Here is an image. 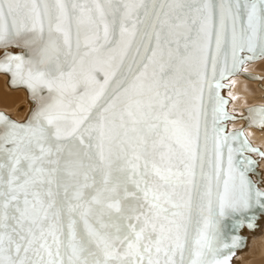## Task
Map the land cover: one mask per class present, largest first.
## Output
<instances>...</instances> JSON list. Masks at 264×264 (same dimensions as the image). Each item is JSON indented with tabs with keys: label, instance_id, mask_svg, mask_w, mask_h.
Returning <instances> with one entry per match:
<instances>
[{
	"label": "snow or ice",
	"instance_id": "snow-or-ice-1",
	"mask_svg": "<svg viewBox=\"0 0 264 264\" xmlns=\"http://www.w3.org/2000/svg\"><path fill=\"white\" fill-rule=\"evenodd\" d=\"M260 58L264 0H0V264H229L264 152L221 90Z\"/></svg>",
	"mask_w": 264,
	"mask_h": 264
},
{
	"label": "water",
	"instance_id": "water-1",
	"mask_svg": "<svg viewBox=\"0 0 264 264\" xmlns=\"http://www.w3.org/2000/svg\"><path fill=\"white\" fill-rule=\"evenodd\" d=\"M14 51H19L14 50ZM246 55V53L244 54ZM256 60L259 59H255L252 61H245L239 68V72L237 75L242 76L248 80H260L262 78V75L260 74H254L248 71H245L242 69L243 65L245 63H252ZM0 75L5 77V85L7 88L11 89V90H21L24 92L25 94V103H23L22 105L17 106V110L23 109L24 108V112L22 115L16 116L14 115L13 112L10 111H5L3 109H0V113H3L5 115H7L8 117H10L12 120L16 121V122H23L29 115L30 110L33 107L31 98H30V93L28 91V89L23 86V85H17V86H13L11 84V76L10 74H6L4 72H0ZM235 76V75H233ZM233 76H230L228 79L223 81L224 84V88L221 90V95L222 97L228 101V104L226 106V113L228 116L230 117H235V119L233 120H225L222 122V127L226 129L227 133H233V132H242L243 133V137L248 141V143L250 144V146L252 148L258 149L260 152H264V149H262L260 146H257L256 144H253L252 141L249 139V137L246 135L245 129L246 128H256V129H261V127L264 128V125H259V116L257 113L252 112L250 113L249 110H255V109H264V103L260 104H252L250 106H247L245 108H243V111L241 113H237L236 111H233L230 109V102H231V97H229L226 94V91L229 90V79ZM259 87L264 89V83L263 84H259ZM253 118H255V120L257 121V123H253ZM236 123H240V125L238 126H234L233 124ZM250 156L252 159L257 160L258 164L256 166V173L257 175H253L251 178L253 179V181H257V179L259 178V180H264L263 178V172L261 170L260 167V163L262 162L263 159H261L257 153L253 152L250 153ZM258 215V219L256 222V227H254L253 229H249L247 227V225L245 224L244 226H242L238 233L237 232H233L231 230V221H228V234L229 235H234V234H238L241 236L242 238V245L240 247H238L237 249H235V254L231 257L229 264H234L235 261L238 262L240 260V257L244 254L247 253L248 248H249V243L255 239L258 238V235L261 233L262 229L264 228V218H260L259 214Z\"/></svg>",
	"mask_w": 264,
	"mask_h": 264
},
{
	"label": "bare ground",
	"instance_id": "bare-ground-1",
	"mask_svg": "<svg viewBox=\"0 0 264 264\" xmlns=\"http://www.w3.org/2000/svg\"><path fill=\"white\" fill-rule=\"evenodd\" d=\"M261 62H263V63H261ZM261 66H264V58H260L259 60H256L252 63H245L242 67V69L245 71H248V72H251L254 74H259V75L261 74L262 78L260 80H248V79H246L242 76H239V75H235L229 79L228 83L230 85H229V90L226 91V94L229 97H231V99H232L230 102V109L231 110L236 111L237 113H241L243 111V108H245L247 106H250L252 104H260L261 105L262 103H264V89L262 87L261 88L259 87L260 83L261 84L264 83V71L260 70ZM238 79H241V80H238ZM244 80H246L248 82H246ZM250 82H254L256 88H258L259 90L258 89L256 90L254 84L250 83ZM4 83H5V81H4ZM0 102L1 103H9V102H11V100H10V98L4 96V94H3L2 96L0 95ZM23 103H25V94H24V100L23 101H21L20 103L15 105L13 109H10L7 111L13 112L14 115H16V116L22 115L24 112V108L17 110V106L22 105ZM233 125L238 126V125H240V123H236ZM245 132L253 144H256L257 146H260L262 149H264V128L263 127H261V129H256L253 127L246 128ZM260 167H261V170L263 172V178H264V159L260 163ZM254 249L258 250L260 253L264 252V228L262 229L261 233L258 235V238L253 239L249 243V248H248L247 253H244L240 257V260L238 262L235 261L234 264H261L262 261H256L254 259L249 260L250 254L253 253ZM255 252H257V251H255Z\"/></svg>",
	"mask_w": 264,
	"mask_h": 264
},
{
	"label": "rangeland",
	"instance_id": "rangeland-1",
	"mask_svg": "<svg viewBox=\"0 0 264 264\" xmlns=\"http://www.w3.org/2000/svg\"><path fill=\"white\" fill-rule=\"evenodd\" d=\"M263 63V62H261ZM249 69V68H248ZM251 70V69H250ZM260 70L264 71V66H261L260 67ZM238 80H241V79H238ZM237 80V81H238ZM5 77L0 75V95L2 96L4 94V96L10 98L11 102L9 103H1L0 102V109H4V110H10V109H13L15 105H17L18 103H20L21 101L24 100V92L21 91V90H10L8 89L6 86H5ZM243 81V80H242ZM246 81V80H244ZM248 82V81H246ZM250 83H253L254 86H255V83L254 82H250ZM256 88V86H255ZM258 88H256L257 90ZM259 90V89H258ZM259 92V91H258ZM251 103V102H250ZM257 251V252H255ZM255 252V253H254ZM254 257V258H253ZM251 259H254L256 261H262L261 264H264V252H259L258 250L254 249L253 250V253L250 254V257H249V260ZM258 259V260H257ZM261 259V260H260ZM253 260V261H254Z\"/></svg>",
	"mask_w": 264,
	"mask_h": 264
}]
</instances>
